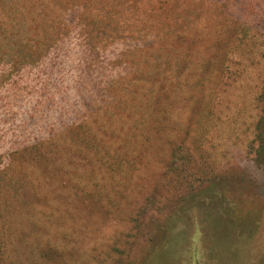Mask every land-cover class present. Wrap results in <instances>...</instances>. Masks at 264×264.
Returning <instances> with one entry per match:
<instances>
[{
  "label": "rangeland",
  "instance_id": "obj_1",
  "mask_svg": "<svg viewBox=\"0 0 264 264\" xmlns=\"http://www.w3.org/2000/svg\"><path fill=\"white\" fill-rule=\"evenodd\" d=\"M157 1L8 0L0 12L2 263L21 252L12 220L25 215L32 245L67 264H264V0ZM179 27L203 38L191 58L177 42L143 46ZM171 138L189 153L170 171ZM32 148L67 158L55 182L19 160ZM30 185L45 198L26 201Z\"/></svg>",
  "mask_w": 264,
  "mask_h": 264
},
{
  "label": "trees",
  "instance_id": "obj_2",
  "mask_svg": "<svg viewBox=\"0 0 264 264\" xmlns=\"http://www.w3.org/2000/svg\"><path fill=\"white\" fill-rule=\"evenodd\" d=\"M71 1H75V0H71ZM109 1H112V0H109ZM133 1H137L140 6H143L142 3L143 4L146 3V0H133ZM171 1H173V0H171ZM7 2H8V0H0V12H2L3 14H8V11L11 10V4L8 5ZM76 2L81 3V0H76ZM179 2H180V0L175 1V3H179ZM169 3H170L169 0H158L157 1V4H160L162 6L159 8L161 11L168 10L169 9L168 8ZM151 10L152 11H150V15L148 17H150L151 19L156 18V19L160 20L161 22H168V24L170 26L169 17H166L160 13L153 11V8ZM154 10H155V8H154ZM138 11H141L139 7H138ZM176 11L178 12L179 19L185 15V12L183 11L181 5L176 6ZM163 13H165V12H163ZM181 29H182V27L176 28L175 34L170 32L169 34H165L163 37L161 36V34L158 31H157L158 34L153 33V34L146 35L142 39L143 46L146 45V49L150 50L154 46H157V43H159V42L163 43L164 46L166 45V47L170 46L171 41L177 42L179 49H181L179 51V53L182 54V57L184 58V60L189 59L192 57V53H193V51H192V53L189 52L191 50V49L189 50V48L191 46H196V48H197V46L199 47L203 42V38L198 36L197 39H195L196 37H193V39H192L193 41L191 42L190 39H188L186 37L185 32H182L181 34H180V32H177ZM87 37L89 38V40H92V38H94L92 35L87 36ZM85 38H86V36H85ZM159 48H160V52H165V54H166L165 57L168 56L169 51L167 49H165L161 45H159ZM194 57H196V56L194 55ZM155 73H159V72L156 71ZM143 75H145V73H143ZM167 88H168L167 85H165V86L163 85V87H161V90L166 92ZM262 106H263L262 110L264 112V105H262ZM165 122H167V120ZM186 135H187V133H186ZM174 142H176L175 138H171V139L166 140V144H167V148H168V154L170 153L169 156H170V161H171V163H170V161L167 163L166 167L170 171H171V169L177 170V168H178L177 160H183L185 158L184 155L189 153L187 150V147L185 146L184 140H180L179 145H174ZM59 150H61V149H59ZM31 151L35 153L34 156H31L29 154L28 157H21L19 160H21V162L31 160L32 162L40 164V166L43 168V170L41 172L42 176H44L45 178H48L50 180H53L55 182L56 181L55 173L60 172L62 170V164L67 160V158H63L61 155H58V154H60V152L58 151L56 153L54 150L46 153L44 150L39 151V150H37V148H32ZM27 152H30V151L27 150ZM81 158L84 159L85 163L89 162L85 156L82 155ZM20 167H22V165H20ZM164 167H165V164H164ZM15 174H16V172H15ZM16 175H17L16 177L14 175L11 176V183H16L15 185H17L20 188L21 185H19V183L21 184V181H23V179H20L21 177L18 174H16ZM25 186H26V184H25ZM30 187H31V191L28 192V191L24 190L22 193V197L25 198L26 201H28L27 199H29L32 202H40L43 198H45V197L42 198V196L35 191V188L33 185H30ZM53 189L55 190V187ZM57 192L58 191L56 189V194H57ZM155 193L156 192L153 191V195H155ZM151 200L152 199H148L149 202ZM17 206H18V208L24 206L25 212L31 213L32 211H35L33 206H36V205H34V203H14L11 206V214L18 211V209L15 208ZM34 226H35V224H31L29 219H27V217L25 215L20 216L17 219V221H16V218L12 220V228H14V229L16 228L17 235H16V238L13 239V241H12L11 248H13V247H14V249L18 248V250H21V252H19V251L17 252V254H19L18 256H17V254H14V255H16V256H14V258H15L14 260H12V258H10V259H8V262L5 261V263L6 264H31V263L32 264H38L37 261L42 260L44 257H48V259L50 258V261L53 263L67 264L66 262L62 261L65 259L66 255L61 252V249L59 247L49 245L46 248H42V247H40L41 245H38L37 248H39V247L40 248L37 249L32 245V243L30 241L31 237L28 234V227H31V229H33V231H34ZM33 249H35V252L38 251L37 256L33 255L34 254ZM3 250L6 251V253H7L8 248H6L4 246V244L0 245V252ZM42 250H44L43 253H42ZM41 253H42V255H41ZM31 255H33V258L31 257ZM2 262H4L3 257H0V263L4 264Z\"/></svg>",
  "mask_w": 264,
  "mask_h": 264
}]
</instances>
